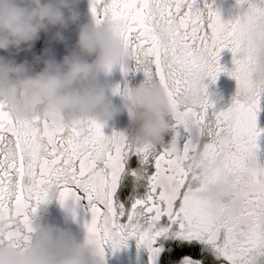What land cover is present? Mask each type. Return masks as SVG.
<instances>
[{
	"label": "snow or ice",
	"instance_id": "snow-or-ice-1",
	"mask_svg": "<svg viewBox=\"0 0 264 264\" xmlns=\"http://www.w3.org/2000/svg\"><path fill=\"white\" fill-rule=\"evenodd\" d=\"M238 4L248 5L243 17L225 23L207 3L197 7V0H91L96 23L124 24L130 59L165 90L175 117L172 129L182 127L185 142L178 147L177 133L171 147H133L121 133L105 136L94 120L70 127L39 119L19 123L0 104V220L19 222L24 232L13 228L14 235L31 231L30 215L51 195L63 205L83 192L92 215L85 226L88 243L102 258L106 246L117 250L135 238L148 250L149 264L164 251L156 247L160 241L179 248L200 245V252L210 251L227 264H264V167L256 162L264 84L249 77L241 43L249 25L264 34V7L249 0ZM225 49L233 53L235 68L228 74L237 93L230 109L213 113L203 80L215 83L226 71L219 64ZM197 151L207 158L223 156L212 179L235 177L236 214L213 216L206 204L190 200L198 188L191 165ZM133 156L140 167L130 174L147 191L125 208L114 197ZM169 264L204 261L185 254Z\"/></svg>",
	"mask_w": 264,
	"mask_h": 264
},
{
	"label": "clouds",
	"instance_id": "clouds-1",
	"mask_svg": "<svg viewBox=\"0 0 264 264\" xmlns=\"http://www.w3.org/2000/svg\"><path fill=\"white\" fill-rule=\"evenodd\" d=\"M75 0H0V51L30 50L41 34L57 29L54 39L63 42L62 32L77 24ZM125 26L118 20L84 24L78 28L76 51L60 62L39 59L40 71L24 63L0 57V104L19 123L39 119L50 126L70 127L76 122H99L102 113L116 117L127 113L133 147H156L172 131L175 119L165 90L150 77L134 88L117 91L101 77L110 76L124 66L129 53L122 34ZM241 43L248 53L249 77L264 84V34L256 26H247ZM86 57H94L91 62ZM119 95V105L110 96ZM172 141L169 143L171 147ZM223 156L207 158L197 151L191 159L198 188L190 200L207 205L211 215L221 211L234 215L235 177L223 175L212 179L223 166ZM38 205L30 215L31 231L24 232L18 221L0 220V264H104L99 251L90 243L78 244L73 237L55 227H41L46 209Z\"/></svg>",
	"mask_w": 264,
	"mask_h": 264
},
{
	"label": "flooded vegetation",
	"instance_id": "flooded-vegetation-1",
	"mask_svg": "<svg viewBox=\"0 0 264 264\" xmlns=\"http://www.w3.org/2000/svg\"><path fill=\"white\" fill-rule=\"evenodd\" d=\"M81 2L85 7V12H88L90 17L79 18L77 24L70 25L64 30V39L69 41V52L76 51V45L73 43L78 39V28L84 24L94 23L95 20L90 11L91 0H75ZM207 3L214 11H217L220 15L222 22L230 23L235 22L236 19L242 18L248 5H239L238 0H197V7L203 8V5ZM249 4L257 7H264V0H249ZM54 29H52L47 35L41 34L40 38L34 43L30 50H9V52L0 51V57L14 61L15 63H28L33 71H40L43 67L42 63L37 64V58L43 60L44 48L47 42H50L53 37ZM203 33H201L202 35ZM91 62L94 57L87 58ZM233 53L230 50L225 49L221 55L219 64L222 68L226 69L222 72L215 83H212L210 78H205L203 83L207 85V95L213 105L209 110L213 113H219L227 111L233 106L234 99L237 93V82L228 73L233 71L234 65ZM125 71H121V67H117L113 73L108 77H101L102 81H106L112 88H119L123 91L125 88H134L140 85L144 79V73L136 70L135 61L128 59L125 64ZM112 103L116 106L119 105V95L109 97ZM125 117V124H123L122 118ZM127 113H121L116 117H111L108 113H102L100 123L103 125V133L105 136H111L113 132L121 133L125 137L130 133L131 129L127 120ZM173 123V122H172ZM258 129L262 130L261 135L257 138V164L260 167H264V103L261 105V110L258 113L257 119ZM179 133L177 136L178 147H182L185 142V135L182 127L177 128L164 137L161 144L157 145V149H161L163 146H167L173 139V136ZM2 159V157H0ZM140 167L139 160L133 156L126 164V171L122 174L118 189L115 194V200L123 205L125 208H130L131 204L137 198H142L147 191L146 183L138 184L135 178L130 174L132 171L137 170ZM149 172L151 170H148ZM76 195L79 199H75L76 209L67 211V216L70 214L77 215L80 211L86 214L83 220L68 219L66 220L67 228L81 229L85 232L86 224L90 223L92 215L89 209V202L83 192H77ZM58 199L55 195H51L49 202L42 207L46 209V214L42 216L39 221L41 227H50V218L54 216L57 209ZM66 219V218H65ZM76 222H80L83 226H75ZM70 226V227H69ZM88 237L81 238L76 236L73 238L76 243L84 244ZM84 240V242H81ZM156 247H163L164 251L155 258L154 264H169V260H174L182 255H192L194 258L201 259L204 264H227L223 259H217L210 251L200 252V245L193 247L179 248L170 241H160ZM150 254L148 250L143 246H138L135 238H129L125 246H121L117 250H113L106 246L104 249L103 261L104 264H149Z\"/></svg>",
	"mask_w": 264,
	"mask_h": 264
},
{
	"label": "water",
	"instance_id": "water-1",
	"mask_svg": "<svg viewBox=\"0 0 264 264\" xmlns=\"http://www.w3.org/2000/svg\"><path fill=\"white\" fill-rule=\"evenodd\" d=\"M75 11L78 12L79 14V18L81 17H90L88 12H85V7L83 6V4L81 2H76L75 1ZM92 24V23H90ZM57 31V29H54V33H53V37L51 39L50 42H47L45 44V48H44V58L43 59H47V58H52L54 60H56L57 62H60L66 55L70 54L71 52H69V41L64 39V31L62 32V36H63V42H58L54 39V34ZM75 45L77 44V41L73 42ZM90 58V57H86ZM128 120V117H127ZM123 124H125V117L123 116L122 118ZM129 123V120H128ZM75 198L73 197H69L67 200H65V202L63 203V205L59 202L58 200V204H57V209L56 212L54 214L53 217L50 218V227H55L58 228L62 231H65L67 233H69L73 238H75L76 236H80L81 238L87 237V232L81 230V229H73L71 228H67L66 225V220L68 219H79V220H83L86 216V214L82 211H80L77 215H73L70 214L67 216L66 210H74L76 209L75 207ZM66 218V219H65ZM75 226H83V224H81L80 222H76V224H74ZM70 227V226H69ZM81 242H84V240H81ZM88 243V238H86L85 243Z\"/></svg>",
	"mask_w": 264,
	"mask_h": 264
},
{
	"label": "rangeland",
	"instance_id": "rangeland-1",
	"mask_svg": "<svg viewBox=\"0 0 264 264\" xmlns=\"http://www.w3.org/2000/svg\"><path fill=\"white\" fill-rule=\"evenodd\" d=\"M67 211H70V209H69V210H66V211H64V212H67Z\"/></svg>",
	"mask_w": 264,
	"mask_h": 264
}]
</instances>
